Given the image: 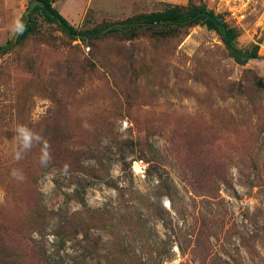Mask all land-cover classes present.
<instances>
[{
  "label": "rangeland",
  "instance_id": "374dc122",
  "mask_svg": "<svg viewBox=\"0 0 264 264\" xmlns=\"http://www.w3.org/2000/svg\"><path fill=\"white\" fill-rule=\"evenodd\" d=\"M29 1L0 0V264H264V0H55L80 30L205 3L246 65L199 26L13 48Z\"/></svg>",
  "mask_w": 264,
  "mask_h": 264
},
{
  "label": "trees",
  "instance_id": "16d2710c",
  "mask_svg": "<svg viewBox=\"0 0 264 264\" xmlns=\"http://www.w3.org/2000/svg\"><path fill=\"white\" fill-rule=\"evenodd\" d=\"M55 0H30L22 18L13 48L41 34L42 23L57 27L70 40L90 43L105 38L119 37L133 41L141 37L174 39L186 36L194 27H204L215 33L232 58L239 65L260 60V46L254 44L249 49L240 47V31L232 26L223 15L209 9L205 3L189 6H168L164 10L141 14L126 21L107 24L91 30H80L72 25L54 6ZM11 48V49H13ZM10 49V50H11ZM9 50V51H10ZM8 53L3 51L2 54Z\"/></svg>",
  "mask_w": 264,
  "mask_h": 264
},
{
  "label": "clouds",
  "instance_id": "9594fccd",
  "mask_svg": "<svg viewBox=\"0 0 264 264\" xmlns=\"http://www.w3.org/2000/svg\"><path fill=\"white\" fill-rule=\"evenodd\" d=\"M21 138H22V142L24 144V147H29L31 144V140H32V134L24 127H21L19 129ZM38 139V138H37Z\"/></svg>",
  "mask_w": 264,
  "mask_h": 264
},
{
  "label": "crops",
  "instance_id": "0c3cea01",
  "mask_svg": "<svg viewBox=\"0 0 264 264\" xmlns=\"http://www.w3.org/2000/svg\"><path fill=\"white\" fill-rule=\"evenodd\" d=\"M66 18V17H65Z\"/></svg>",
  "mask_w": 264,
  "mask_h": 264
}]
</instances>
